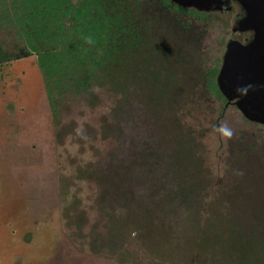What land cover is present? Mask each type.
Segmentation results:
<instances>
[{"label": "rangeland", "instance_id": "374dc122", "mask_svg": "<svg viewBox=\"0 0 264 264\" xmlns=\"http://www.w3.org/2000/svg\"><path fill=\"white\" fill-rule=\"evenodd\" d=\"M233 2L225 17L199 22L197 40L182 54L170 38L168 60L155 61L150 80L134 74V65H145L126 68L124 93L110 83L78 93L54 86L48 96L33 57L0 62V264H238L230 237L239 229L251 236L246 227L258 231L264 213V128L232 105L220 116L219 102L199 89L242 11ZM14 17L0 0V47L16 57L26 49ZM243 32L234 37L250 36ZM147 89L156 102L145 99ZM124 96L118 132L112 115ZM143 149L156 158L149 172L141 159L124 169L135 195L157 201L154 194L168 186L190 192L165 215L149 201V220L156 217L163 230L155 222L140 229L128 205L111 204L110 187L102 188L113 164L120 168Z\"/></svg>", "mask_w": 264, "mask_h": 264}, {"label": "trees", "instance_id": "16d2710c", "mask_svg": "<svg viewBox=\"0 0 264 264\" xmlns=\"http://www.w3.org/2000/svg\"><path fill=\"white\" fill-rule=\"evenodd\" d=\"M7 3L14 13L13 23L26 51L23 55L14 57L0 47V62L17 57H33L47 81V86L50 87L48 96L51 87L54 86L57 90L61 88L67 92L78 93L85 92L91 85L100 89H110L111 83L117 92L121 91L122 88H118L121 76L125 75L126 68L129 67L131 70L134 63L146 66L141 71L142 68L134 65L136 67L134 74L143 72L146 79L150 80L153 78V72L157 74V71L152 69L155 61L159 58L158 62L168 60L170 38L177 49L181 50L178 53L180 55L190 42L197 40L193 36L199 22L207 26V21L209 22L215 15L220 18L226 16L222 15V10L199 11L193 7H182L171 0H7ZM241 16L242 12L235 18L239 19ZM221 23L226 25L224 21ZM232 26L228 27L227 32L232 31ZM196 32L202 33L198 29ZM228 35L222 36L220 45H224ZM218 50V54H213L216 56L213 58V64L204 72L205 80L202 82L205 88L199 89L219 102V115L222 116L230 104L216 85L223 49ZM168 71L170 69L165 70L170 75ZM73 86L78 89H73ZM138 89L142 95L143 88ZM125 91L126 88H123L122 92ZM157 93L161 97L164 88H158ZM144 94L145 99L153 103L158 100L157 96L153 99L154 93H150L149 90ZM124 99L125 96L123 101H118L112 115L115 121L114 128L118 132L121 131V124L125 119H119L116 127L115 117L121 116L117 112L123 111L122 107L126 104ZM232 106L243 120L259 125L248 120L235 105ZM113 123L111 120V125ZM105 127L109 131L112 126L109 128L107 123ZM139 152L134 155L131 151L132 159H126L128 161L126 164L121 160L120 168L113 164L114 168L110 167V171L112 170L110 182L104 184L102 188L106 192L110 187L111 204L128 205L125 210L133 216L132 222L140 229L145 230L148 225L154 227V222V228L162 229L164 224L157 221L156 217L153 222L149 220L151 215L146 210L147 204L152 201L155 205L162 206L158 213L165 215L184 205L180 202L187 201L190 192L181 186L176 188L168 186L164 190L161 189L162 193L159 191L154 194L153 198L157 201L147 196L135 195L132 178L124 171L126 165L138 167V159H141L143 168L149 172L148 168L154 166L156 161L149 149ZM178 197L180 201L174 204ZM134 206L138 209L145 208V215L140 216L139 213L136 215L135 211L131 210ZM257 223L259 230L256 232L252 227L254 223L246 227L251 236L245 235L246 231L239 229L228 241L229 248L236 252L235 262L238 264H264V213L257 219ZM201 243L204 244L202 240L199 244Z\"/></svg>", "mask_w": 264, "mask_h": 264}, {"label": "water", "instance_id": "95a60500", "mask_svg": "<svg viewBox=\"0 0 264 264\" xmlns=\"http://www.w3.org/2000/svg\"><path fill=\"white\" fill-rule=\"evenodd\" d=\"M199 11L221 10L222 0H171ZM242 9L234 30L252 31L251 41L226 44L216 84L227 101L249 120L264 123V0H234Z\"/></svg>", "mask_w": 264, "mask_h": 264}, {"label": "flooded vegetation", "instance_id": "af4514ba", "mask_svg": "<svg viewBox=\"0 0 264 264\" xmlns=\"http://www.w3.org/2000/svg\"><path fill=\"white\" fill-rule=\"evenodd\" d=\"M223 1V7H222V11H225V10H228L229 9V7L231 6V3L233 2L232 0H222ZM233 3H235V2H233ZM238 5V4H237ZM239 6V5H238ZM240 7V6H239ZM240 9H241V7H240ZM242 10V9H241ZM242 12V16H243V11H241ZM241 16V17H242ZM240 17V18H241ZM239 18V19H240ZM239 19H237V20H239ZM236 22L237 21H235L234 22V24H233V26H232V31L229 33V35H228V37H227V39H226V41H225V43H224V46H223V51H222V53H221V55H220V57H221V59H220V65H219V68H220V66H221V63H222V58H223V54H224V52H225V49H226V44H227V42L228 41H230V40H238V41H240L242 44H247V43H249L250 41H251V38H252V35H253V32L252 31H246V32H250V36L249 37H246L245 39H243V40H241V39H237V38H235L234 36L235 35H240V34H242V33H245V32H239V31H236V30H234V28L236 27ZM219 70V69H218ZM217 85V84H216ZM218 88V87H217ZM230 105H235V100H232V101H227ZM249 120V119H248ZM251 121V120H250ZM253 122H256V121H253ZM256 123H258L260 126H262L263 128H264V123H260V122H256Z\"/></svg>", "mask_w": 264, "mask_h": 264}]
</instances>
